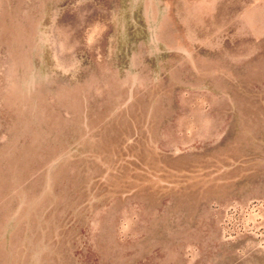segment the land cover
<instances>
[{
	"label": "rangeland",
	"instance_id": "rangeland-1",
	"mask_svg": "<svg viewBox=\"0 0 264 264\" xmlns=\"http://www.w3.org/2000/svg\"><path fill=\"white\" fill-rule=\"evenodd\" d=\"M0 264H264V0H0Z\"/></svg>",
	"mask_w": 264,
	"mask_h": 264
}]
</instances>
